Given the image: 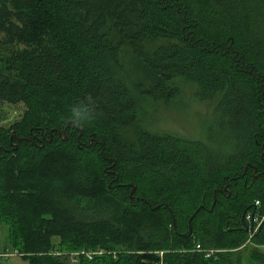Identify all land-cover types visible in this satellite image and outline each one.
Segmentation results:
<instances>
[{
	"label": "trees",
	"instance_id": "1",
	"mask_svg": "<svg viewBox=\"0 0 264 264\" xmlns=\"http://www.w3.org/2000/svg\"><path fill=\"white\" fill-rule=\"evenodd\" d=\"M183 84L207 140L143 118ZM0 102V264H264V0H0Z\"/></svg>",
	"mask_w": 264,
	"mask_h": 264
},
{
	"label": "rangeland",
	"instance_id": "2",
	"mask_svg": "<svg viewBox=\"0 0 264 264\" xmlns=\"http://www.w3.org/2000/svg\"><path fill=\"white\" fill-rule=\"evenodd\" d=\"M190 87L183 84L180 93L167 103L154 101L151 98L142 99L140 109L144 114L143 118L147 126L153 131L207 140V125H210L214 119V103L199 100L194 96L193 88ZM23 111L22 104L0 102V125L11 124L21 117ZM5 235L6 228L0 226V251ZM262 251H264V247H262ZM248 256V251L242 252V264H252L248 260ZM6 262H11V260H6Z\"/></svg>",
	"mask_w": 264,
	"mask_h": 264
},
{
	"label": "clouds",
	"instance_id": "3",
	"mask_svg": "<svg viewBox=\"0 0 264 264\" xmlns=\"http://www.w3.org/2000/svg\"><path fill=\"white\" fill-rule=\"evenodd\" d=\"M91 100V98H89ZM72 119L77 124H83L86 122H90L92 119V113L89 112L86 104L77 105L72 108ZM86 113V115H83Z\"/></svg>",
	"mask_w": 264,
	"mask_h": 264
},
{
	"label": "built area",
	"instance_id": "4",
	"mask_svg": "<svg viewBox=\"0 0 264 264\" xmlns=\"http://www.w3.org/2000/svg\"><path fill=\"white\" fill-rule=\"evenodd\" d=\"M194 250L197 251V252H200V251H203L204 253V256L205 257H212L214 255L215 252H218L219 250L218 249H213V248H210V249H203L201 248V246L199 244H196L195 247H194ZM157 253L162 256L163 254V251H157ZM15 253H12L8 250L5 251L4 255L5 256H8V257H11V256H14ZM2 254H0L1 256ZM161 264V263H159Z\"/></svg>",
	"mask_w": 264,
	"mask_h": 264
},
{
	"label": "water",
	"instance_id": "5",
	"mask_svg": "<svg viewBox=\"0 0 264 264\" xmlns=\"http://www.w3.org/2000/svg\"><path fill=\"white\" fill-rule=\"evenodd\" d=\"M262 222H263V221H261V223H260V225H259V227H258V228H260V226H261ZM248 229H249L250 231H253V226L251 225L250 227H248Z\"/></svg>",
	"mask_w": 264,
	"mask_h": 264
},
{
	"label": "bare ground",
	"instance_id": "6",
	"mask_svg": "<svg viewBox=\"0 0 264 264\" xmlns=\"http://www.w3.org/2000/svg\"><path fill=\"white\" fill-rule=\"evenodd\" d=\"M155 193V192H154ZM170 198V197H169ZM176 219V218H175ZM191 219V218H190ZM179 222V221H178Z\"/></svg>",
	"mask_w": 264,
	"mask_h": 264
}]
</instances>
